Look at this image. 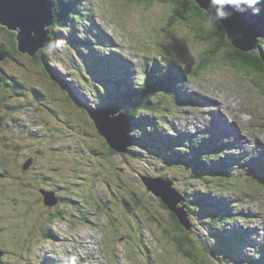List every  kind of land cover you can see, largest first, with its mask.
<instances>
[{
    "label": "rangeland",
    "instance_id": "rangeland-1",
    "mask_svg": "<svg viewBox=\"0 0 264 264\" xmlns=\"http://www.w3.org/2000/svg\"><path fill=\"white\" fill-rule=\"evenodd\" d=\"M176 1L74 0L77 21H64L62 28L56 22L49 27L50 38L65 43L52 53L46 54V47L35 53L40 51L48 59L50 72L43 73L44 66L20 54L16 46L19 55L9 54L0 62L4 70L0 75L20 79L23 84L7 88L0 98V115L4 116L0 127V249L4 252L0 264H81L79 257L85 259L84 264H264L242 263L240 258L264 244L244 245L245 249L227 245L231 242L227 230L239 225L256 227L261 223L257 215L264 214V185L257 184L252 167L241 159L240 168L231 169L238 181L223 184L218 177L208 176L209 170L200 173L190 166H178L174 152L163 151L158 144L164 142L176 152L189 153L193 152L190 142L196 141L201 130L215 138L204 117L205 111L214 116L218 101L234 116L235 130L249 141L234 146L236 131L220 128L226 136L221 141L236 149L235 153L247 158L259 155L262 148L255 136H264V83L255 87V72L245 71L235 59L223 62L218 54L217 62L208 64L210 46L202 38L203 25H198L196 33L193 24L182 18L186 8L174 6ZM12 33L5 28L0 31V48L6 52L15 41ZM214 39L219 41L220 36ZM85 42L95 48L89 51ZM149 55L156 56L163 73L178 71L182 81L171 90L179 95L154 91L159 100L156 110L135 112L134 123L142 130L129 128L122 133L112 122L120 138L132 141L125 153L110 152L87 110L105 108L125 85L142 80L138 64ZM159 58L171 62L170 70ZM96 59H102L97 63L100 68ZM236 59L245 60V56ZM59 77L63 78L61 84ZM117 83L122 89H116ZM32 88L43 95H34ZM237 100L262 108L256 109L255 116ZM175 143L183 146L178 149ZM201 151L207 157L208 149ZM26 161L31 162L30 171L22 174ZM206 162L212 165L214 159ZM144 176L172 181L171 186L184 195L182 204L202 199L207 208L228 205L232 214L222 219L223 231L216 222L207 223L195 206H185L191 228L183 230L192 245H179L181 230L173 225L158 197L146 190ZM29 178L39 186L30 189L28 183L23 184ZM41 187L67 196L68 203L65 200L54 209L43 206L42 201L35 206L31 198L40 194ZM220 198L226 205L218 204ZM234 206L247 215L240 216ZM215 232L220 236L216 238ZM251 237L256 242L264 240L263 235Z\"/></svg>",
    "mask_w": 264,
    "mask_h": 264
},
{
    "label": "trees",
    "instance_id": "trees-1",
    "mask_svg": "<svg viewBox=\"0 0 264 264\" xmlns=\"http://www.w3.org/2000/svg\"><path fill=\"white\" fill-rule=\"evenodd\" d=\"M53 17L55 19V21L57 22V24L62 28L64 26V21L65 18H70L71 20H75L78 19L77 14H79L77 9H74V7H72V1L71 0H53ZM179 2H182L184 7L186 8L185 13L182 16H185V18L188 21H191L195 26L198 27V25L202 24L203 27L201 28L204 31V34H202V38L204 37L205 39L208 40L209 42V50H208V64L212 63V62H217L218 59V54H220L221 50H226L228 49L230 51V56H224L223 54H220L221 59H223V62H226L225 60H229V59H235V61H237V63L243 67V69H245V71H252L255 72V74L258 77L264 76V36L260 37L258 39V50H255L253 53L249 52V53H244L240 52L238 50H236L235 48H233L231 46V44L229 43V41L227 40V37L223 31V28L220 25H217L215 27L209 28L205 26L204 20H203V16L202 14L204 13V11H202L198 5L193 2V0H179ZM190 3H192V5L190 6ZM257 8L260 9V11L258 12V14L262 17L263 23H264V4H257L256 5ZM204 15V14H203ZM4 27H2L0 25V31H3ZM193 30H196L195 27H193ZM208 31V34L206 33ZM14 33H12L13 35ZM219 34V36L217 35ZM14 37V36H13ZM218 38L219 41L215 40L214 38ZM15 41H13V43H11L9 45L10 49H9V54L10 55H19L16 54L18 53L16 51L15 48ZM8 47V48H9ZM213 50V51H212ZM237 55H242L245 56V60L243 59H236ZM31 60H33L35 63L37 64H41V65H45L47 64L48 59L40 56V51L38 52V54H34V56H30ZM144 63L145 64H141V68L139 69V71H141L143 78L142 80L136 79V83L133 85L131 84L129 85H125V90L121 91L119 96H118V100H116L114 98V96L109 98V101L107 103V107H115L118 109V112H125L126 114L129 115L130 117V122H129V128L133 131L139 129L142 130L141 126H137L134 123V117L136 110H150V111H155L156 107L159 103V100H155L154 98V91H172L176 94L177 91L175 90H171L173 88V86L175 85L176 82H180L182 81V78L180 76V74L178 73L177 70H174L172 72H167V73H163L161 71V69L159 68V66L157 67L156 63H148V58L145 57L144 59ZM98 63H100V59H97ZM200 64V62H199ZM169 65V70L171 68V65L168 63ZM202 65V64H201ZM205 66V65H204ZM139 67V66H138ZM44 70V69H43ZM140 73V75H141ZM254 74V75H255ZM255 77V76H254ZM155 79L156 83L152 84L151 81ZM256 85L260 86L258 82H255ZM16 87H18L16 84H14ZM118 88L116 89H122L120 87L119 84ZM133 86V87H132ZM67 87V85H66ZM261 87V86H260ZM130 92H133V94L131 95ZM141 92V93H140ZM154 93V94H153ZM174 101H177V98L175 97H171ZM112 100V101H111ZM111 101V102H110ZM143 137L147 140V135L143 134ZM133 138V137H132ZM134 139V138H133ZM158 141V140H157ZM205 141V140H204ZM206 142V141H205ZM133 143V142H132ZM208 144H205L206 146H210V142H207ZM134 144V143H133ZM162 147L173 151L174 152V158H175V162L179 165V166H183V167H191L192 170H199L200 173H204V170H209L208 171V176H216L218 177V181H220L221 183H231L233 180V175L228 174V172L226 171L225 174H222V172L224 170L227 169V167L231 166L230 165V160H226L223 159L225 157H229L230 155H224V157L219 156V160L216 158L213 162L212 165L208 164L206 162V159H211V158H215L218 155L216 154L218 151L217 149H219V145H214L212 146L213 149H216L214 151L209 150L208 151V155L206 157V155H202V149H203V144L201 143L200 140L197 141H191L189 146L193 149V152H189V153H183V152H176V150H172L168 144L161 142ZM174 143H171V145H173ZM176 144V143H175ZM178 146V149H181L180 146H182V144H176ZM236 161V160H235ZM233 163V161H232ZM23 169V167H22ZM30 171V169H29ZM28 171V172H29ZM23 172V171H22ZM198 172V171H197ZM29 174V173H28ZM29 184V188L30 189H34L36 187L39 186L38 183L33 184V179L29 178L27 179L23 184ZM59 189H61V186H58ZM39 191V190H38ZM63 197H65V199H63L61 201V203L66 202L68 203V198L67 196L62 195ZM42 199V192L40 194H38V196L36 198L32 197L31 201L35 204L37 202H40ZM196 201V205L195 208L198 211H201L203 218H206L207 223H212L211 221V217L217 219L216 224H218L217 229L222 232L223 228L220 227L222 219H226V215L228 216L230 214L229 209L227 207L224 208H220L222 210L219 211H213L210 208L211 211V216L209 215V208H207V204L204 203V200L202 199H197ZM73 204H76V201H73ZM161 206L164 209L168 208L163 204L160 203ZM218 204H222V201ZM60 204H55L53 206H48L45 205L43 203V206L48 207L49 209H54L55 207H58ZM226 205V204H223ZM184 206H186L187 208H194L192 206L189 205V202L184 203ZM225 209V210H223ZM169 211V210H168ZM187 211V210H186ZM242 214V213H240ZM169 215L171 216V221L173 223V225L178 228V231L181 230L180 234L177 236V243L179 245H182L187 247L190 246V244L192 245V242H190V240L188 239L187 236V232H185L184 230H186L185 228H183L177 221L176 217L169 211ZM243 215V214H242ZM19 222H23V220L20 218ZM28 224V223H27ZM237 228L233 227L231 228V230L229 231V238L231 240L230 244L228 243V246H232L233 244H237L238 242H240L242 239H244L243 235V229H241V227L236 226ZM184 229V230H183ZM218 233L215 232V237H219L217 236ZM182 246V247H183ZM187 249V248H186ZM187 251H190L189 249H187ZM240 258H244V262L245 261H255V260H260L258 259V257L256 256H252V255H242ZM43 264V263H41Z\"/></svg>",
    "mask_w": 264,
    "mask_h": 264
},
{
    "label": "water",
    "instance_id": "water-1",
    "mask_svg": "<svg viewBox=\"0 0 264 264\" xmlns=\"http://www.w3.org/2000/svg\"><path fill=\"white\" fill-rule=\"evenodd\" d=\"M198 7L204 11L207 0H195ZM52 0H0V25L15 33V45L20 54L34 56L39 48L46 47L51 41L49 27L54 22ZM192 5V3H191ZM190 5V6H191ZM232 15L221 25L231 46L241 52H253L257 48L259 37L264 36V24L261 16L247 8L239 10L232 8ZM9 53L0 48V62L8 57ZM0 76V88H1ZM117 110L99 109L88 111L94 121L95 127L108 146L117 153H125L130 145L129 137L120 138L119 132L113 127L112 121L124 132L128 130L129 117L124 112L114 115ZM26 161L23 168L29 166ZM146 189L160 199L168 210L176 217L179 224L190 230L191 224L183 207L177 204L182 200L181 194L171 185L172 181L162 177H143ZM44 204L53 206L57 203L54 192L41 191ZM3 254L0 249V257Z\"/></svg>",
    "mask_w": 264,
    "mask_h": 264
},
{
    "label": "bare ground",
    "instance_id": "bare-ground-1",
    "mask_svg": "<svg viewBox=\"0 0 264 264\" xmlns=\"http://www.w3.org/2000/svg\"><path fill=\"white\" fill-rule=\"evenodd\" d=\"M193 2H195V0H193ZM245 8H247V7H245ZM248 10H250L251 11V9H249V8H247ZM83 11H84V9H83ZM202 16H203V20H204V23H205V18H204V15L202 14ZM85 20H86V18H85ZM109 37V36H108ZM204 38V37H203ZM80 40H82V39H80ZM206 41H208L207 39H205ZM86 44H87V46H88V50L89 51H92L94 48H95V45H92V47H91V44L90 43H88V42H85ZM237 50V49H236ZM239 51V50H238ZM91 53V52H90ZM120 54H122V53H120ZM220 54H223L224 56H230V51L228 50V49H226V50H221L220 51ZM28 55V54H27ZM29 56V55H28ZM121 57V56H120ZM221 59V58H220ZM128 63V62H127ZM96 66L98 67V68H100L99 66H98V64H97V62H96ZM100 71V70H99ZM104 71V70H103ZM112 77L113 78H117V74L115 73V72H112ZM257 78V80L258 81H255V82H258L259 83V85L261 86L262 85V83H264V76H261V77H254V78H252V79H256ZM259 78H261L262 79V82H260L259 81ZM58 82H59V80H57ZM116 81V80H115ZM66 82V85H67V83H68V81H65ZM255 82H254V84H255ZM60 83V82H59ZM61 84V83H60ZM117 84H119V83H117ZM62 86H64L63 84H62ZM260 86H258V85H256L255 84V87H257V88H259ZM262 88L264 89V86L262 85ZM260 90H262V89H260ZM179 95V94H178ZM186 96V93L184 94V97ZM183 99H185V98H183ZM185 100H187V99H185ZM189 101V100H188ZM238 101V103L240 104V106H241V108H243V109H250V110H254V111H256L257 112V110L256 109H258V110H260V108H262L261 106H259L258 104H255V103H252V102H250L249 104H248V106H246L245 104H243L242 102H239V100H237ZM192 103V102H191ZM215 103H219V102H215ZM192 104H194V103H192ZM251 107V108H250ZM254 108V109H253ZM215 111H216V113L214 114L215 116L214 117H212V116H210L209 114H208V112H206L205 111V117H204V121L206 120V119H208V127L212 130L211 132H212V134L217 138V139H222L220 136H221V133H220V128H222V127H226V128H228V127H230V128H232L233 129V131H236L235 130V128L233 127V123H232V121L234 120V116L232 115V116H230V120H228V119H226V114L222 111V110H220V109H216L215 108ZM209 116V118L208 117H206V116ZM212 117V118H211ZM214 119H215V122H214ZM212 120H213V122H212ZM198 124V123H197ZM216 127H218V128H216ZM185 131V130H184ZM187 131V130H186ZM99 133V132H98ZM186 133H188V132H186ZM236 133H237V131H236ZM189 134V133H188ZM210 135V133H208V136ZM223 137V136H222ZM226 137V136H225ZM197 138L201 141V143L203 144V149H205L206 151H207V149H208V151L209 150H212V151H214V150H216V149H213L212 148V145L211 144H209L210 146H206L205 144H208L207 142H208V139H206V137H204L203 135H201V134H198V136H197ZM206 142H205V141ZM259 140H261L262 142H264V138H262V137H259ZM158 144H159V146L162 148V150L163 151H167V149H165V148H163L162 147V144L160 143V142H158ZM232 144L234 145V146H237V147H242V146H244V141H243V139H242V135H240V134H236L235 136H234V138L232 139ZM223 145H224V142L223 141H220V147H219V149H217L218 151H216L217 153V155H220V156H222V157H224V155H227L226 153H227V151L229 152V154L228 155H230L229 157H225V158H223V159H226V160H230L229 162H230V165L231 166H229V167H227V169L226 170H224L223 172H222V174H225L226 173V171L228 172V174H230V175H232L233 173H235V171H233V170H231L232 168H234L235 166H234V163L236 162V161H241V159L243 160V162H250L251 164H254L256 167H257V169H255L257 172H259L260 174H262L261 173V170L263 171V173H264V165L262 164V163H264V150H262V152H261V154L260 155H255L254 157H252V158H247V157H242V156H240V154L239 153H235L236 152V149H229V150H226V148H224L223 147ZM183 146V145H182ZM182 146H180V147H182ZM244 149V148H243ZM264 149V148H263ZM207 151V152H208ZM206 152V153H207ZM226 152V153H225ZM241 152L242 153H246L245 151H243V150H241ZM171 154H173L172 152H171ZM261 156V157H260ZM236 160V161H235ZM232 161H233V163H232ZM264 176V175H263ZM263 194V193H262ZM195 196V195H194ZM193 195H192V197H194ZM262 196V195H261ZM221 199H223V200H221ZM208 200H211V201H215L214 199H213V196H211V198L208 196ZM228 201H229V199H227ZM220 201H223V203H225L224 201H225V199L224 198H220ZM226 204V203H225ZM228 204V203H227ZM189 205L190 206H195L196 205V201L195 200H192V201H190L189 202ZM214 207V208H213ZM208 208H209V215L211 216V211H210V208H211V210H213V211H219V209L218 208H216L214 205H211V206H208ZM227 208L229 209V212H230V214H232L231 213V209L232 208H229L228 207V205H227ZM234 210H236L235 212L237 213V209L235 208V206H234ZM262 213V212H261ZM202 214V213H201ZM200 214V215H201ZM202 217V216H201ZM259 217L261 218V220H262V224H263V231H264V218L262 217V216H260L259 215ZM211 221L212 222H214V221H217V219H215V218H213V217H211ZM263 231L261 230V229H259V232H261V233H263ZM58 238V237H57ZM2 252H3V250H2ZM4 253V252H3ZM242 263H244V261H242Z\"/></svg>",
    "mask_w": 264,
    "mask_h": 264
},
{
    "label": "clouds",
    "instance_id": "clouds-1",
    "mask_svg": "<svg viewBox=\"0 0 264 264\" xmlns=\"http://www.w3.org/2000/svg\"><path fill=\"white\" fill-rule=\"evenodd\" d=\"M257 4H264V0H207V7L204 8L203 13L205 26L212 28L222 24L232 15V8L243 10L244 7H247L251 9L253 13H258L260 9L256 7ZM64 43L65 41H63V39L49 42L46 45L45 53L48 54L58 50Z\"/></svg>",
    "mask_w": 264,
    "mask_h": 264
},
{
    "label": "flooded vegetation",
    "instance_id": "flooded-vegetation-1",
    "mask_svg": "<svg viewBox=\"0 0 264 264\" xmlns=\"http://www.w3.org/2000/svg\"><path fill=\"white\" fill-rule=\"evenodd\" d=\"M173 5L176 6V7L181 6V7L184 8L182 2H179V0L176 1V2H174ZM190 5H191V3H190ZM185 8H187V7H185ZM53 41H54V40H53ZM206 42L208 43V41H206ZM15 56H17V55H13V57H15ZM42 57H43V56H42ZM0 72H3V73H4V70H3L2 67H1V64H0ZM43 73L46 74V70H43ZM0 76H1V78H2V83H1V88H0V98H2V95H3V93L7 90V88H9V87H16L14 84H16L17 86H22V83H21V82L14 80L13 78L9 77L8 75L1 74ZM32 91H33V92H36V93H38V94H40V95H43V93H42L41 91H36V90H34V89H32ZM16 95H17V96H23V95H25V94H23V93H16ZM11 96H12V95H11ZM22 103H23V102H21L17 107H21V106H22ZM0 119H1V122H0V127H1L2 124H3L4 116H1V115H0ZM29 169H30V166H29L27 169H22V171H23L22 174L27 173V172L29 171ZM38 190H39V189H38ZM48 190H52V189H48ZM54 192H55L56 195L59 197V202H58V204H60L61 201H62L63 199H65V197L61 196V195H60L57 191H55V190H54ZM39 193H40V192H39Z\"/></svg>",
    "mask_w": 264,
    "mask_h": 264
}]
</instances>
